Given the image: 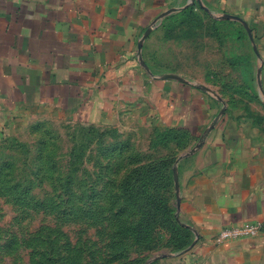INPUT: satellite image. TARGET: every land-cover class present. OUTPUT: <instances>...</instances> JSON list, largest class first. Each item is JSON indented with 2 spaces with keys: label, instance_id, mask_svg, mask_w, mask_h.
<instances>
[{
  "label": "rangeland",
  "instance_id": "374dc122",
  "mask_svg": "<svg viewBox=\"0 0 264 264\" xmlns=\"http://www.w3.org/2000/svg\"><path fill=\"white\" fill-rule=\"evenodd\" d=\"M230 15L219 0H191L152 24L141 58L201 83L219 121L264 151L255 37ZM30 112L0 126V264H187L196 233L178 213V167L190 132L134 111L98 123ZM259 235L264 264L262 225Z\"/></svg>",
  "mask_w": 264,
  "mask_h": 264
},
{
  "label": "crops",
  "instance_id": "0c3cea01",
  "mask_svg": "<svg viewBox=\"0 0 264 264\" xmlns=\"http://www.w3.org/2000/svg\"><path fill=\"white\" fill-rule=\"evenodd\" d=\"M191 0H0V126L47 110L81 123L134 111L190 132L179 164L178 213L197 232L187 264H258L262 236L218 243L231 225L264 227V151L222 124L201 83L148 70L139 56L151 26ZM253 30L264 94V0H219ZM142 44V49L140 45Z\"/></svg>",
  "mask_w": 264,
  "mask_h": 264
},
{
  "label": "built area",
  "instance_id": "2783aa9c",
  "mask_svg": "<svg viewBox=\"0 0 264 264\" xmlns=\"http://www.w3.org/2000/svg\"><path fill=\"white\" fill-rule=\"evenodd\" d=\"M261 224L257 222H245L239 225H231L223 228L216 237L218 243L234 242L255 238L259 235Z\"/></svg>",
  "mask_w": 264,
  "mask_h": 264
},
{
  "label": "water",
  "instance_id": "95a60500",
  "mask_svg": "<svg viewBox=\"0 0 264 264\" xmlns=\"http://www.w3.org/2000/svg\"><path fill=\"white\" fill-rule=\"evenodd\" d=\"M229 15V14H228ZM228 17H234V18H236V19H239L240 21H242L247 27H248V25H247V22L245 21V20H243V19H241L239 16H236V15H230V16H228ZM251 33V32H250ZM140 49H142V44L140 45ZM139 56H140V58L142 57V50H140V52H139ZM142 59V58H141ZM143 62V61H142ZM143 64L145 65V63L143 62ZM145 67L149 70V68L145 65ZM195 233L197 234V232L195 231Z\"/></svg>",
  "mask_w": 264,
  "mask_h": 264
},
{
  "label": "trees",
  "instance_id": "16d2710c",
  "mask_svg": "<svg viewBox=\"0 0 264 264\" xmlns=\"http://www.w3.org/2000/svg\"><path fill=\"white\" fill-rule=\"evenodd\" d=\"M185 227L188 229V231H190V232L192 231V228L190 226L186 225Z\"/></svg>",
  "mask_w": 264,
  "mask_h": 264
}]
</instances>
